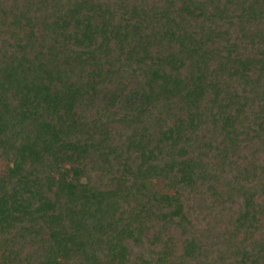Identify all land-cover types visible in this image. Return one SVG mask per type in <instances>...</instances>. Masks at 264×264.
<instances>
[{
    "label": "trees",
    "instance_id": "1",
    "mask_svg": "<svg viewBox=\"0 0 264 264\" xmlns=\"http://www.w3.org/2000/svg\"><path fill=\"white\" fill-rule=\"evenodd\" d=\"M0 264H264V0H0Z\"/></svg>",
    "mask_w": 264,
    "mask_h": 264
}]
</instances>
